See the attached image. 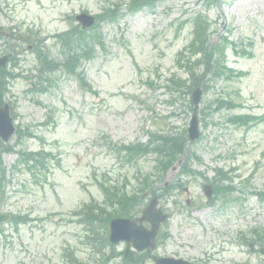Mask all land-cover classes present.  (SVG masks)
Instances as JSON below:
<instances>
[{
	"label": "rangeland",
	"instance_id": "obj_1",
	"mask_svg": "<svg viewBox=\"0 0 264 264\" xmlns=\"http://www.w3.org/2000/svg\"><path fill=\"white\" fill-rule=\"evenodd\" d=\"M119 1L128 0H0V22L7 28H32L49 36L51 55L60 58L51 35L78 23L70 16L83 11L97 15L107 3ZM206 2L159 0L153 9L137 13H130L125 5L119 21L100 22L97 29L105 48L96 46L95 57L83 66L97 93L81 89L75 77L62 71L51 74L55 84L48 92L30 91L37 80L32 76L37 62L34 53L23 49L18 70L31 78L13 81L6 97L14 103L16 126H28L36 135L26 139L23 147L45 148L59 164L52 162L41 183L24 170L7 184L8 196L0 199V212L26 213L34 221L18 229L4 224L0 264H64L62 252L72 247L79 258L89 259L90 249L81 244L83 227L75 224L73 216L92 197L102 198L95 175L108 173L120 180L128 175L130 190H135L138 178L154 168L152 155L127 164L110 147L146 142L151 139L149 132L180 130L191 121L190 94L170 102V89L164 83L174 72L189 76L178 69L175 58L192 41V29L184 21L195 12L212 22L208 46L220 42L224 34L241 54L232 44L226 49L228 62L239 73L235 77L205 80L208 88L199 106L202 135L190 146L200 160L192 166L210 178L214 168L225 166L239 189L235 197L242 199L223 210L216 203L206 205L203 178L170 171L173 176L167 179L188 181L192 202L186 206L187 194L180 189L160 200L172 217L166 226L170 236L155 254L184 257L196 264H264V254L249 252L241 240L242 234L251 238V230L264 228V196L257 194L264 192V122L248 128L228 119L238 113L264 115V0H220L211 8ZM243 51L253 53L252 57ZM197 70L201 76L204 66ZM220 97H233L241 106L219 110ZM16 140L15 134L11 144ZM16 158L14 153L5 154L9 170ZM120 263L121 259H114L108 264Z\"/></svg>",
	"mask_w": 264,
	"mask_h": 264
},
{
	"label": "trees",
	"instance_id": "obj_2",
	"mask_svg": "<svg viewBox=\"0 0 264 264\" xmlns=\"http://www.w3.org/2000/svg\"><path fill=\"white\" fill-rule=\"evenodd\" d=\"M156 0H134V6H140L141 4H152ZM112 8L106 9L107 12L103 14V19H114L117 16L116 10H113L109 13ZM211 25L206 17L202 15H198L195 20L194 27V41L187 49L190 52V55L186 57V52H182L178 59L177 64L179 67L183 69L186 73L191 75V78H198L197 74H195L197 68L203 64L205 72H210L214 75H224L228 74L232 71L227 66L225 62V58L220 57L224 52V46L218 45V47L213 48L212 46H208V38L210 36V28ZM64 36H61L64 45V52L66 55L65 62L63 65L70 72H75L77 66L81 63L83 59L90 58L92 55L93 48L90 47V39L82 30H78L76 33L73 31L63 33ZM86 35V36H85ZM89 40H88V39ZM227 42V38H224ZM201 54V58H198L195 62L192 61V58H195L197 55ZM58 63L52 61L43 60L42 65L45 71H52L57 66ZM230 75V74H229ZM83 84H86L84 78L82 77ZM190 80L188 78L180 77L176 74L169 80V85L167 87L170 88L172 94L178 93L180 96L189 93L192 86L189 83ZM7 90L6 84L4 82H0V104L4 102V94ZM223 104L232 107L235 103L231 101H225ZM246 115L240 116L235 115L232 117V120L241 124L248 121ZM28 135L32 136L33 133H29ZM188 147V137L187 132L183 129L180 132H176L175 134L169 133L167 135H162L157 140L150 141L147 144H136V145H121L115 147L119 154V156L127 161H133V157L141 156L146 153H155L156 158L158 159L157 167L159 168V174L163 175L168 166L172 165L177 158L181 157L187 151ZM14 150L11 146H5L0 141V192L2 195L5 194V180H6V169L3 165L2 154L4 151ZM50 154L44 153V151H26L19 150V163H22L28 170L33 172L41 171V169H46V160L45 156H49ZM42 172V171H41ZM226 175V174H223ZM221 175V176H223ZM164 176V175H163ZM162 176V177H163ZM159 178L160 180L162 179ZM147 182L144 187L141 188L142 191L144 189L153 190V185L149 181L148 176L146 177ZM158 179V178H157ZM98 185L101 187L105 194V205H101L98 201L94 204L86 205L93 212V217L95 216L97 219L107 222L112 216L117 215H131L134 211L138 209V205L141 203V199L139 194L134 191L130 192L124 184L121 187L114 186L110 179L106 180H97ZM220 190L224 189L226 191V187L223 185L217 184ZM167 191V189H164ZM97 212V213H96ZM99 212V213H98ZM91 217V213L89 214ZM12 221L18 225L21 221L20 215H14Z\"/></svg>",
	"mask_w": 264,
	"mask_h": 264
},
{
	"label": "water",
	"instance_id": "obj_3",
	"mask_svg": "<svg viewBox=\"0 0 264 264\" xmlns=\"http://www.w3.org/2000/svg\"><path fill=\"white\" fill-rule=\"evenodd\" d=\"M81 21H83L84 25H90L93 22V18L88 17L86 15H81L78 17ZM4 61H0V63H3ZM201 93L202 90L200 87H197V89L194 90L192 94V103L195 105V114L192 118V123L189 128L190 137L191 139L197 138L199 136L198 126H199V120L197 119V112H198V104L201 100ZM15 127L13 125L12 118L10 116V109L9 105L5 104L2 107H0V136L4 141H8L10 136L14 133ZM157 199H154L151 201V204L149 207H147L144 211V216L139 219V221L151 220L153 224V228L150 231H147L143 228V226H139V236H140V247L143 244L145 247L148 245L154 246V240L156 238V234L159 228L160 221H165L166 217H164L160 211V209L157 208ZM7 216H0V221L7 219ZM129 220H123V219H116L112 222L113 227V240H116L118 238H126V236L130 232V228L134 226ZM158 264H190L187 261L184 260H176L174 258L170 259H161L158 260Z\"/></svg>",
	"mask_w": 264,
	"mask_h": 264
}]
</instances>
